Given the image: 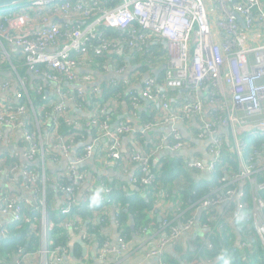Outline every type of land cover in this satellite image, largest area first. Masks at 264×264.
I'll use <instances>...</instances> for the list:
<instances>
[{"label": "built area", "instance_id": "1", "mask_svg": "<svg viewBox=\"0 0 264 264\" xmlns=\"http://www.w3.org/2000/svg\"><path fill=\"white\" fill-rule=\"evenodd\" d=\"M237 17L242 20L243 28L239 26ZM133 26L149 34H142L140 30L132 29ZM262 28V0H120L108 8H103L100 0H25L12 11H0V52L6 59V46H10L15 53L24 57L28 71L49 84V98L46 100L52 106V113L48 115L50 118L45 114L44 118L39 119L24 83L21 81L22 87L9 94L13 82L0 78V145L5 131L21 129L28 160V164L21 167L19 163L7 164L6 159L0 157V181L13 182L15 175L20 173L23 180L18 179L17 187L19 189L21 186L30 193L29 198L16 199L6 192H0V239L9 235L11 223H17L23 218L20 200L30 206L38 203L40 217L37 224H40L39 220L44 223L42 253L46 256V264H63L62 257L67 252L65 246L51 248L47 239L48 216L44 199L46 177L43 165L48 150L45 147L49 148V134L54 139L52 147L63 152H68L76 143V133L63 137L57 132V116H63L67 124L76 125L77 115L70 113L69 108L81 106L87 99L85 88L93 83L92 72L95 68L91 64L95 63L89 52L94 56L108 50L121 53V45L113 44L102 36L105 30L118 29L130 34L129 46L143 44L145 38L152 34L153 41L164 44L166 50L163 83L157 86L151 76H146L142 83L141 97L160 107L154 121L145 123L142 129L147 131L167 124L174 127L184 122V118L188 120L198 116V137L208 139L206 146L210 160L187 158L184 159V165L199 172L207 171L210 176L216 166L223 165L222 140L225 136L218 132L226 128L228 136L225 139L230 138L233 142L232 148L240 171L234 175H225L222 178L223 185L229 189L201 199L196 209H204L207 215H212L220 205L227 207L235 204L236 208L230 212L231 217L242 219L245 207L241 200L243 188L245 184H250L252 223L255 235L264 246V198L257 195L258 190H264V181L257 184L254 176L255 172L264 169V153L255 151V157L248 163L241 141L243 133L264 136V44L245 48L241 31ZM93 41H96V45L92 47ZM110 45L115 47L110 48ZM100 69L119 74L126 67L105 62L100 64ZM16 81L17 87L19 78ZM64 82L67 84L64 85ZM66 86L71 91L63 88ZM154 86L158 89L155 90ZM225 86L231 93L230 101L225 95ZM169 88L186 92L185 103L177 112L171 109L167 96L162 92ZM35 89L38 93L42 92L41 85L36 84ZM97 92L100 93L96 87L91 86L88 100ZM205 95L206 101L201 98ZM131 97L132 103L136 102L137 97L134 94ZM189 100L194 102L190 104L187 102ZM99 111L107 114L104 107ZM97 112L95 109L90 110L84 126L96 127L97 135L106 140L105 158L122 166L123 163L134 162L139 167V175L133 177V182L144 190L150 187L155 175L151 171L149 155L133 150L124 157L121 152L122 135L134 131L133 127L127 122L112 123L109 116L100 121ZM155 142V150L176 152L184 149L186 141L178 130L173 129L168 136L158 137ZM92 152L93 145H86L78 161L87 159ZM3 154L17 159L8 151H0V156ZM27 165H38L41 170L38 174L41 195L38 197L33 186L37 176L26 168ZM68 172V182L59 176L56 181H52L58 191L66 195L58 210L63 218L61 225L67 230H81V220L76 217L74 209L83 203L77 199L83 175L75 173L72 167ZM217 191L212 188L209 195ZM111 192L110 187H105L100 196L101 201L112 203ZM2 216L5 220L1 219ZM173 219L162 215L161 225L169 227V230L166 232L160 227L162 237L149 251V255L159 256L166 245L174 244L179 235L189 230L195 221L194 215L178 223H173ZM153 226L155 224L149 222L143 229ZM39 230L40 226L37 225L38 235ZM89 231L87 228L83 232V238L87 241L96 240L95 234ZM249 239L246 238L242 245L249 244ZM126 246V241L120 237L116 244L103 241L97 251L101 259L111 258V264H123L121 256ZM15 264H21L18 256ZM157 264L166 263L161 259Z\"/></svg>", "mask_w": 264, "mask_h": 264}, {"label": "trees", "instance_id": "2", "mask_svg": "<svg viewBox=\"0 0 264 264\" xmlns=\"http://www.w3.org/2000/svg\"><path fill=\"white\" fill-rule=\"evenodd\" d=\"M103 8H108L120 0H100ZM264 6V0H262ZM256 10V7L253 8ZM239 26L242 27V23L239 22ZM132 29L140 30V33L147 35L149 32L141 30L139 27L133 26ZM244 32V29H241ZM246 31V30H245ZM102 36L113 44L121 45V53L116 51H104L100 55L94 56L92 52H89L90 57L94 60L91 64V67L100 69V64L109 62L115 66H127L130 64L135 65V69L132 71L134 79L139 81L142 75L151 76L157 86H160L163 83L164 79V66L167 62L166 50L164 44L161 42H154L153 35L145 38L143 44H138L137 46H129L128 42L130 40V34L125 31L118 29H108L102 33ZM96 45V41H93L92 47ZM110 48L115 46L110 45ZM15 55V58L12 59V63L16 67V70L20 76L27 75L28 67L25 63L24 57L19 53ZM13 55V56H14ZM90 65V63L88 64ZM10 65L7 63V59L0 52V71H7ZM31 73V72H29ZM40 78V76H38ZM41 85L42 90L47 89L48 83H43L40 79L36 80L32 88L27 89V94L32 103L33 109L39 119L44 118L45 114L48 118V115L52 113V106L47 103V98H49L45 91L38 93L35 89V85ZM157 86H154V89L157 90ZM66 90L71 91L69 87H63ZM168 98L171 109L175 112L179 111L183 104L185 103L184 97L186 92H180V89H165L162 91ZM116 93H123L122 86L112 87V86H103L101 87L100 96H91L89 107L90 109H95L98 112V119L101 121L105 117L109 116L110 121L115 120L114 117L116 113L114 111L107 112V114L100 112L99 110L103 107L105 109H110L114 107L110 105V99H113L114 102L117 101L115 98ZM202 100L206 101V95L202 97ZM130 106V102L127 97H123V101ZM188 103H193L194 100L187 101ZM109 104L107 107L106 104ZM118 103H115L117 107ZM107 108H106V107ZM118 109V107H117ZM106 110V111H108ZM115 111L116 108H115ZM113 112V113H112ZM199 119V117H196ZM187 121L186 118L183 119ZM154 121L141 115V125ZM47 125H45L46 127ZM57 132L63 136L67 137L68 135L80 133V130L75 127V124H67L63 116L58 115L56 120ZM97 128L92 127L93 136L97 135ZM137 139L142 142L144 139L141 137L139 129L134 131ZM154 137V135H153ZM78 139L77 136L74 137ZM171 140H174L172 136L169 137ZM183 138V137H182ZM184 141L185 138H183ZM241 141L243 143L242 149L245 159L248 163L255 157V151H262L264 153V136H251L248 133H243ZM75 142H77L75 140ZM190 142V141H189ZM223 165L216 166L210 173L208 179H202L198 176V170L189 169L184 165V160L182 156L163 158L160 164L153 165L152 161L150 164L151 171L155 175V180L152 185L146 188V193L143 187H140L139 190H133L130 194H127L121 187L112 188L110 198L113 204V210L115 214V219L118 221L123 229V239L126 240L132 232H135L142 226H146L149 222L160 226L166 232L169 230V227H164L161 225V220L158 221L156 213L157 211V202L162 197V194H167L170 201H172L174 207L173 209H166L162 211L160 215H166L167 218L173 219V223H178V221L183 222L187 219L193 217V212L197 207L198 202L205 198L216 196L222 192L229 189L228 186H224L223 177L234 175L239 173L240 168L236 159V155L233 152V142L229 138L228 140L223 137ZM46 150L47 147H45ZM146 154V153H145ZM122 155L125 157L127 154ZM148 155V154H146ZM6 159L7 164L19 163L16 158L11 157L10 155H2ZM226 162V165H224ZM26 168L34 173L36 177V183H34V188L36 190L35 195L38 197L41 195V182L40 176L38 175L41 171L38 165H27ZM258 168V167H257ZM139 175V172H138ZM198 176V177H197ZM256 183H261L264 181V169L259 170L254 173ZM45 187H44V199L45 206L48 216V228H47V239L50 243L51 248L56 246H65L67 250V239H68V230L65 229L62 225V216H60L57 207H55V194H59L58 187L54 185L56 178L50 177L49 173L45 170ZM23 180V177L20 178ZM248 185L245 184L243 188V196L241 200L245 203L243 208L244 217L242 219H234L235 225L240 226V244L236 245L235 239L236 235L232 232H218L215 230L214 224L209 221V225L212 226L211 233L209 235L211 246L208 248L200 249L202 258L218 259L217 264H264V246L261 245L258 237L255 235V229L252 223L251 218V207H252V198L248 189ZM217 189L218 191L213 195H209L210 189ZM257 195H261L264 198V190H258ZM19 206L23 212V218L17 223H11L9 225V235L5 238L0 239V264H14L12 259L15 256L20 258L21 264H38L37 262V251L39 249V235L37 232V223H38V212L39 204L33 203L31 206L24 203L22 200L19 201ZM102 205L94 203V201L87 200L82 203L79 208L74 209L76 211V217L87 218L86 224L88 231H92L96 236V241L101 244L103 237L98 233L96 227L97 223H92L93 219V210L99 209ZM236 208L235 204H230L226 207L225 211L230 213ZM156 210V213H155ZM32 211V212H29ZM155 213V214H154ZM207 212L203 211V215ZM209 214V213H208ZM150 215H152L150 217ZM264 215V211H263ZM28 217V220L26 218ZM207 218V217H206ZM90 219V220H88ZM129 220L132 221L130 224ZM211 222V223H210ZM226 227L228 223L226 222ZM231 229V228H229ZM89 231V232H90ZM246 238H250V243L242 245L246 241ZM199 251V252H200ZM165 263L166 261L162 259ZM170 264H177L175 260H169ZM168 264V263H167Z\"/></svg>", "mask_w": 264, "mask_h": 264}, {"label": "crops", "instance_id": "3", "mask_svg": "<svg viewBox=\"0 0 264 264\" xmlns=\"http://www.w3.org/2000/svg\"><path fill=\"white\" fill-rule=\"evenodd\" d=\"M263 44L264 28L242 32V45L245 48H251ZM6 50L8 53L6 59L10 67L7 71H0V78L13 82L9 89V94H13L17 88L22 87V82L27 89L32 88L33 84H35L38 79L43 81V83H46L43 78H39L29 72H27V75L20 76L16 67L11 62L12 59L15 58L14 54H18L15 53L10 46H6ZM135 67V65L129 64L126 70L119 74L112 73V71H102L101 69L92 72L93 83L87 86L84 91L87 99L81 103V106L69 108L70 113L77 115L78 119L75 125V127L80 130V133H76L78 139L75 140L77 142L68 152H63L58 148L52 147L54 139L52 135L49 134V148L45 155L46 157L43 165L44 170L49 173L50 177L54 179L58 176L63 177L64 182L70 180V174L68 172L70 167L73 168L75 173L83 175V181L80 184L77 199H80L83 203L87 200H91L94 201V203L102 205L99 209L93 210L92 223L95 222L98 224V227H96L98 230L97 234L100 233L103 237L102 241L107 240L111 244L118 243L119 238L123 237V229L115 219L113 204L101 201L100 196L103 194V189L105 187H110L111 189L121 187L127 194H130L131 191L139 190L142 186L133 182V177L138 174L139 167L134 162L123 163L124 166H122L114 162L112 159L105 158L106 140H102L103 137H100V135L93 136L92 128L84 126L85 119L89 117L91 110L88 108L90 103V100H88V91L91 86L96 87L100 91V93L97 92L96 96H100L101 87L103 86H122L123 88V93L115 94L117 101L114 102V104V98L110 99V105H113L114 107L106 110H108L107 112L113 110L114 113H116V116L114 117L115 120H112V123L127 122L133 127L134 131L139 129L141 137L144 139L143 142L137 139L134 131L122 135L121 152L123 154H129L133 150L146 153L149 155L150 164L152 161L153 165L160 164L161 160L166 157L174 158L182 156V160H186L187 158L210 160L206 146V141L208 139L205 140L198 137L200 124L195 116L187 121L177 123L174 127L167 124L147 131L142 129V125L140 124L141 115L142 117L154 120L159 113L160 107L156 103L141 97L142 83L146 79V76L142 75L141 78H139V81L134 79L135 77L132 75V71ZM17 78H19V85L16 87ZM49 89L50 86L48 84L47 89H43L42 91H45V94L49 96ZM225 91V95L228 101H230L231 93H229V88L226 86ZM131 94H134V96L137 97H135L137 99L136 102L132 103ZM123 97L128 98L130 106L125 103V100L123 101ZM217 98L220 97L217 95ZM115 103H118V105H116L118 109L115 107ZM106 105L107 107L109 106L108 103ZM115 108L117 111H115ZM173 129L178 130L180 135L187 140L184 149H182L183 153L179 155L178 151H176L172 152L173 156H171V151L155 150L156 139L161 136H168ZM226 130V128H221L219 129L218 134H222L226 137L228 136ZM88 144L93 145L92 155L82 162H79L78 160L82 157L84 148ZM3 150L17 156V160L21 167L28 164L21 129H15L12 131L7 130L4 132L2 144L0 145V151ZM39 162L42 163L41 160H39ZM200 173L202 172H198V176ZM20 177L21 175L19 173L15 175V180L13 182L0 181V192H6L10 197L14 196L16 199L29 198L30 193L26 189L21 186H19V189L17 187V181L18 179L20 180ZM64 197H66L65 193L59 192V194H55V207H57L58 210L63 204ZM165 198H168V195L164 193L162 194V197L158 199L157 211H159V213H162V211L166 209H173L174 207L172 201ZM225 209V206L220 205L214 209L212 215H203V211L205 212L204 209H195L193 212L195 221L192 227L189 230L182 232L174 244L166 245L159 256H152L148 253L154 246H156L157 242L162 237L160 226L155 224V226L151 228L149 227L147 230H144V227L142 226L126 238L125 241L127 246L121 256L122 263L157 264L159 260L164 259L166 264H170L169 260H175L177 261V264H216L218 259L202 258L200 256L202 249L211 246L209 235L212 226H210L208 222L211 221L212 224H214L215 230L218 232H232L230 230H233L236 235V245L240 244L241 239L240 226L235 225V221L231 217V214L225 211ZM159 213H156V215L158 216ZM151 216L152 215H150V217ZM39 217L40 214L38 212V218ZM1 219L5 220L4 216H2ZM79 219L81 220V230L67 231V252L62 257L63 264H111V258L103 260L99 257L97 251L98 243L96 240L87 241L83 238V232L87 230V224L85 221L87 218L79 217ZM129 222L132 224L131 220H129ZM226 222L231 229L225 228ZM39 223V249L36 253L37 262L38 264H46V256L42 253L44 223L42 220H39ZM46 224L48 228V218ZM16 259L17 256L12 259L14 264Z\"/></svg>", "mask_w": 264, "mask_h": 264}, {"label": "water", "instance_id": "4", "mask_svg": "<svg viewBox=\"0 0 264 264\" xmlns=\"http://www.w3.org/2000/svg\"><path fill=\"white\" fill-rule=\"evenodd\" d=\"M23 1H25V0H0V11L14 9L15 7H17V5H19ZM237 19L239 20V22L242 23V20L240 18L237 17ZM66 84H67V82H64V85H66ZM178 153H179V155H181L183 153V151L180 150V151H178ZM170 155L173 156V153L171 152ZM199 178L208 179L209 178L208 172L202 171V173L199 174ZM157 219H158V221H160L161 217L158 215Z\"/></svg>", "mask_w": 264, "mask_h": 264}]
</instances>
